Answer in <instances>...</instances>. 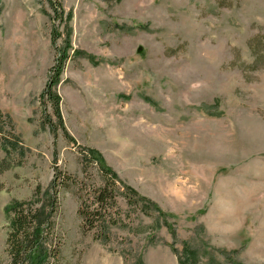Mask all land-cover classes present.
Returning a JSON list of instances; mask_svg holds the SVG:
<instances>
[{"label":"rangeland","instance_id":"1","mask_svg":"<svg viewBox=\"0 0 264 264\" xmlns=\"http://www.w3.org/2000/svg\"><path fill=\"white\" fill-rule=\"evenodd\" d=\"M0 112V264L8 208L55 180L49 264H264V0H0ZM92 153L134 200L108 242Z\"/></svg>","mask_w":264,"mask_h":264},{"label":"trees","instance_id":"2","mask_svg":"<svg viewBox=\"0 0 264 264\" xmlns=\"http://www.w3.org/2000/svg\"><path fill=\"white\" fill-rule=\"evenodd\" d=\"M61 70L62 64L54 69V76L41 96L45 109L48 98L57 114H59L60 97L57 92L52 91V88L59 83ZM8 124V116L0 112V137L3 136L6 140L9 139L6 132ZM51 129L56 131L55 128ZM15 145L13 142L12 146L15 147ZM91 157L98 164L104 180L100 186H93L87 191L86 197L82 199L79 214L85 230L94 231L95 239L108 242L111 227L118 225L119 196H124L129 205H132L134 200L129 194L121 191L120 181L115 172L95 154L92 153ZM53 187V192L47 201L49 208L36 207L35 204L41 201L38 198L31 201H14L8 208L13 215L8 237L10 264H49L51 256L52 258L57 256L55 241L49 234L52 228V217L57 212L59 189L56 180L53 182ZM38 193L39 190L36 196L39 195Z\"/></svg>","mask_w":264,"mask_h":264}]
</instances>
